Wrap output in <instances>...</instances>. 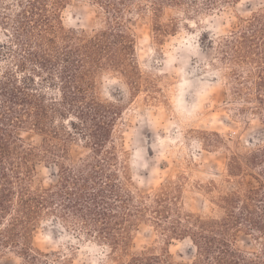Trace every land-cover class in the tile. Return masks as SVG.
Listing matches in <instances>:
<instances>
[{"label":"trees","instance_id":"obj_1","mask_svg":"<svg viewBox=\"0 0 264 264\" xmlns=\"http://www.w3.org/2000/svg\"><path fill=\"white\" fill-rule=\"evenodd\" d=\"M70 1L0 0V27L8 37L0 47V259L12 253L20 264H74L62 252L34 245L38 225L56 218L108 246L116 264H264V134L254 148L231 154L226 181L236 186L213 201L219 213L205 216L186 210L172 184L153 194L138 190L115 136L122 108L99 94V76L112 72L133 93L158 99L156 80L138 62L136 16L153 14L162 41L177 26L161 22L165 8L204 14L237 0H89L103 13L102 25L91 31L65 27L62 11ZM211 47L240 111L257 114L264 132V4ZM77 140L89 154L73 161ZM37 163L55 165L57 181L38 184ZM218 188L207 186L209 193ZM142 223L167 243L190 239L194 259L177 262L166 248L132 251ZM241 233L254 250L237 246Z\"/></svg>","mask_w":264,"mask_h":264},{"label":"rangeland","instance_id":"obj_2","mask_svg":"<svg viewBox=\"0 0 264 264\" xmlns=\"http://www.w3.org/2000/svg\"><path fill=\"white\" fill-rule=\"evenodd\" d=\"M263 4L264 0H237L204 14L167 7L160 14L161 22L177 26L162 41L153 31V14L136 16L131 27L138 62L144 75L156 80L158 99L150 101L145 91L133 93L125 80L112 72L101 74L98 84L101 98L122 108L115 136L127 150L133 183L140 192L153 194L172 184L180 188L186 210L205 216L219 213L213 201L236 186L226 181L231 154L254 148L264 132L258 115L242 113V103L232 98L228 71L211 42L229 34L240 17L250 16ZM62 20L67 28L91 31L102 25L103 13L89 0H72L62 11ZM7 41L0 27V47ZM88 154L81 140L70 147L73 161ZM57 179L55 165L37 163L38 184L50 185ZM211 182L219 186L214 193L207 190ZM34 245L46 252H62L74 264H116L108 246L56 218L38 225ZM237 246L246 250L257 247L243 233ZM161 248L181 263L192 261L196 252L190 239L167 243L152 226L142 223L134 233L132 251ZM20 263L12 253L0 259V264Z\"/></svg>","mask_w":264,"mask_h":264}]
</instances>
